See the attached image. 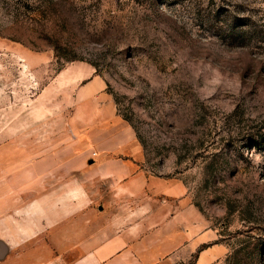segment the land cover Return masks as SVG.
I'll return each mask as SVG.
<instances>
[{
  "label": "rangeland",
  "instance_id": "1",
  "mask_svg": "<svg viewBox=\"0 0 264 264\" xmlns=\"http://www.w3.org/2000/svg\"><path fill=\"white\" fill-rule=\"evenodd\" d=\"M81 63L112 98L113 117L90 129L76 125L74 87L53 84ZM18 138L29 145L8 146ZM115 144L205 218L213 239L183 264L213 245L225 252L212 264L234 251L235 263L264 264V0H0V185L8 154L45 162L30 171L22 218L45 203L49 249L69 229L54 224L84 218L82 207L94 208L96 234L134 203L118 180L87 175ZM10 199L0 193V218L20 219Z\"/></svg>",
  "mask_w": 264,
  "mask_h": 264
},
{
  "label": "crops",
  "instance_id": "2",
  "mask_svg": "<svg viewBox=\"0 0 264 264\" xmlns=\"http://www.w3.org/2000/svg\"><path fill=\"white\" fill-rule=\"evenodd\" d=\"M65 78L68 86L74 87L79 120L76 125L80 129H90L113 117L107 84L88 64L66 65L57 73L54 86L57 88L58 80ZM16 125L25 127L24 124ZM9 143V147L17 145L23 148L29 145V140L11 139ZM109 144L104 140L91 142V145L103 148ZM126 149L125 144H118L111 151L103 150L101 159L87 171V175L96 172L118 180L115 182H119V194L134 197V203L125 205L128 208L117 215V224L107 221L96 234L91 230L94 208L90 204L79 210L86 213L84 218L80 219L76 214L74 219L59 220L55 226L69 229L60 232L55 239L58 252L49 249L45 240L40 241L46 227L44 202L35 204L37 218H22L24 212L30 210L24 207V197L30 190V171L40 175L45 171V162L36 158L31 165L28 153L24 151L19 156L13 152L8 154L7 161L11 165H7L6 186L0 185V193L5 192L12 197L9 206L6 204V210L21 209L22 214L17 220L13 215L0 218V264H183L202 245L211 241L213 238L206 231L205 218L190 207L185 194L172 183L158 182L137 167L139 158L134 160L119 155ZM16 194L21 199L17 204L14 202ZM1 209L4 208L0 205ZM100 211L104 212L103 207ZM63 246L68 247V252L73 255L69 261L57 254L62 252ZM224 252L225 248L220 245L203 248L192 264H212Z\"/></svg>",
  "mask_w": 264,
  "mask_h": 264
},
{
  "label": "trees",
  "instance_id": "3",
  "mask_svg": "<svg viewBox=\"0 0 264 264\" xmlns=\"http://www.w3.org/2000/svg\"><path fill=\"white\" fill-rule=\"evenodd\" d=\"M238 252H239V251H234L231 255H229V256L226 258V264H227V263H228V264H241L242 262H243V264H245V263H246L245 261H242V262L240 263L239 260L235 263V260H236V259H234V258L236 257V255H237Z\"/></svg>",
  "mask_w": 264,
  "mask_h": 264
}]
</instances>
